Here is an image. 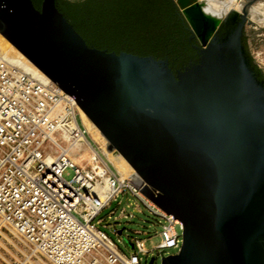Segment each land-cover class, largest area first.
Returning a JSON list of instances; mask_svg holds the SVG:
<instances>
[{
	"label": "water",
	"instance_id": "water-1",
	"mask_svg": "<svg viewBox=\"0 0 264 264\" xmlns=\"http://www.w3.org/2000/svg\"><path fill=\"white\" fill-rule=\"evenodd\" d=\"M173 1L199 42L198 62L176 73L167 59L88 45L56 0H0V34L75 99L142 194L179 220L180 248L161 264H264V86L241 43L256 0L220 19L199 0ZM233 17L237 27L212 38Z\"/></svg>",
	"mask_w": 264,
	"mask_h": 264
},
{
	"label": "built area",
	"instance_id": "built-area-1",
	"mask_svg": "<svg viewBox=\"0 0 264 264\" xmlns=\"http://www.w3.org/2000/svg\"><path fill=\"white\" fill-rule=\"evenodd\" d=\"M88 134L94 144L87 138ZM81 144V148L78 145ZM87 160L78 162L84 147ZM70 169L73 175L63 174ZM123 176L83 124L75 99L0 51V219L51 264H147L148 255L177 253L181 223ZM154 217L159 242L145 248L149 231L133 230L123 251L104 230L121 204ZM116 202L106 217L101 213ZM126 207L118 217L132 218ZM175 249V252L168 253ZM152 263V264H153Z\"/></svg>",
	"mask_w": 264,
	"mask_h": 264
},
{
	"label": "trees",
	"instance_id": "trees-1",
	"mask_svg": "<svg viewBox=\"0 0 264 264\" xmlns=\"http://www.w3.org/2000/svg\"><path fill=\"white\" fill-rule=\"evenodd\" d=\"M32 1L40 8L41 0ZM55 3L90 46L167 59L173 72L183 69L196 55L189 25L173 0H56ZM243 43L247 49L246 36ZM251 65L264 80L252 57Z\"/></svg>",
	"mask_w": 264,
	"mask_h": 264
},
{
	"label": "rangeland",
	"instance_id": "rangeland-1",
	"mask_svg": "<svg viewBox=\"0 0 264 264\" xmlns=\"http://www.w3.org/2000/svg\"><path fill=\"white\" fill-rule=\"evenodd\" d=\"M260 2L264 6V0H256L254 3ZM253 3V4H254ZM262 15L264 16V10ZM250 19V17H249ZM251 20V19H250ZM246 33V43L247 49L258 65V67L264 73V24L261 26H257L255 21L251 20L250 23L245 24L244 27ZM1 42V40H0ZM5 45V44H2ZM1 45V46H2ZM5 46H2L4 48ZM0 48V50L10 59L16 61L15 59H19V56L15 55L16 53L12 50H4ZM8 49V48H5ZM15 54H14V53ZM17 60V62L19 61ZM18 63H21L18 62ZM27 68V67H26ZM28 69V68H27ZM30 70V69H29ZM33 71V70H32ZM87 135V138L94 144L91 137ZM99 146L102 148L106 145L102 146L101 141H97ZM103 150V149H102ZM115 170L117 168L113 165ZM73 175L72 170L67 169L63 176L66 179H70ZM119 200H121V204L116 210L115 214L111 215L107 218V214L110 209H113L116 206V202H113L109 208H106L102 211L101 216L106 217L103 227L104 230L111 236V238L118 244V246L125 252H130L133 250L132 244L127 240L126 235L132 234L133 230H144L149 231L153 236L147 240H145V248L150 249L155 244L159 242V236L154 235L155 231L159 230V225H154V217H152L144 206H141L142 211H138L132 205L127 206L129 202H133L134 199L130 197L129 201L126 200L124 196H120ZM121 207H126L127 213H132V218H123L118 217L119 209ZM176 230L181 234V228L179 225L176 226ZM120 231V232H119ZM175 249H171L168 253L175 252ZM154 254L150 253L148 255V260ZM0 264H51L48 262L42 254L36 251L27 241H25L20 235L15 233L10 227L5 225L0 219ZM153 264H161V257H157Z\"/></svg>",
	"mask_w": 264,
	"mask_h": 264
},
{
	"label": "bare ground",
	"instance_id": "bare-ground-1",
	"mask_svg": "<svg viewBox=\"0 0 264 264\" xmlns=\"http://www.w3.org/2000/svg\"><path fill=\"white\" fill-rule=\"evenodd\" d=\"M199 1L201 2V7H202L203 11L209 17H213L216 19H220L221 17H223L224 14L227 11H229L231 8L234 10H237V11H241V9L244 5V2H245V0H199ZM263 10H264V6L260 2L251 4L248 7L249 17L251 20L255 21L257 26H261L262 24H264V16L262 15ZM0 40H1L0 48H2V46H5L2 49H4V50H11L12 49L16 54L14 52L13 53L15 55H17V57L19 56L20 60L18 58L15 60L16 61L19 60L18 62L21 61L20 65H22L24 68L27 67L28 68V69L26 68L27 70L30 69L29 71H31L33 74L47 79V77L35 65H33L24 55H22L1 34H0ZM2 44H5V45H2ZM5 48H8V49H5ZM7 58H9V57H7ZM79 112H80V116L82 118L83 124L85 125V127L89 131L92 138L96 141H101L102 146L106 145V141H105L104 137L102 136V134L100 133L99 129L89 120V118L86 116V114L80 108H79ZM78 147L81 148V144H79ZM83 148L85 151H84L82 157L80 156L79 158H77V161L80 163L87 160L89 155H90V150H89L88 145H87V147L83 146ZM102 149H103L104 153L107 155V157L111 160L113 165L117 168V170L119 171V173L121 175L132 176L134 174L132 167L127 163V161L119 153H117L115 151H107L105 149V147Z\"/></svg>",
	"mask_w": 264,
	"mask_h": 264
},
{
	"label": "flooded vegetation",
	"instance_id": "flooded-vegetation-1",
	"mask_svg": "<svg viewBox=\"0 0 264 264\" xmlns=\"http://www.w3.org/2000/svg\"><path fill=\"white\" fill-rule=\"evenodd\" d=\"M238 22H239V19L233 17V18H230L227 22H225V23H221L220 26L218 27V29L216 30V32L212 35V38H215V40H216L217 42L222 41L223 39L226 38L227 34L231 33L232 30H234V29L237 27ZM191 35H192V33H191ZM191 35H190V36H191ZM245 36H246V33H245V30L243 29V31H242V35H241V43H242L243 46H244L243 38H244ZM212 38H211V39H212ZM190 41H192V47L194 48V50H195V54H196V55H195V57L189 59V60L187 61V64L183 65V69L186 68V67H188V66H190V65H192V64L197 63V62H198V59H199L198 49L194 47V45H199L198 39L196 38V36H193V37L190 39ZM244 48H245V46H244ZM245 50H246L247 53L249 54V62H250V65H251V55H250L249 51H248L246 48H245ZM254 62H255V61H254ZM257 66H258V65H257ZM251 67L253 68L252 65H251ZM183 69H177L176 71H178V70H183ZM253 69H254V68H253ZM254 70H255V69H254ZM255 71H256V70H255ZM175 73H176V72H175ZM256 73H257V78H258L260 81L263 82V86H264V80L261 79V78L259 77V74H258L257 71H256Z\"/></svg>",
	"mask_w": 264,
	"mask_h": 264
}]
</instances>
